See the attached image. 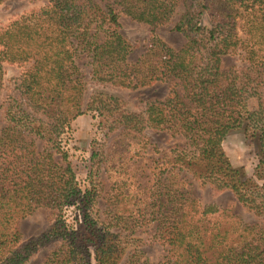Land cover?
Instances as JSON below:
<instances>
[{"label":"trees","instance_id":"16d2710c","mask_svg":"<svg viewBox=\"0 0 264 264\" xmlns=\"http://www.w3.org/2000/svg\"><path fill=\"white\" fill-rule=\"evenodd\" d=\"M178 1L48 0L0 26V91L4 63L21 68L16 94L3 102L0 147L19 145L26 160H34L22 178L0 184V264H26L48 244L54 247L43 264H120L124 240L115 226L135 231L152 223L166 252L156 264H264V0H182L174 29L185 37L183 45L176 49L154 36L129 61L131 43L117 29L120 14L153 30L172 18ZM211 6L213 23L201 25L202 10ZM231 56L240 63L223 67ZM82 64L97 83L137 88L160 81L168 92L138 112L100 90L84 101ZM88 111L105 121L107 132L92 148L80 184L65 145L71 121ZM115 129L132 134L135 154L148 144L149 130L184 142L168 147L143 192H136L134 176L128 207L125 185L132 181H118L124 187L112 196L121 211L106 224L96 212L98 174ZM234 129L258 142L252 175L232 166L222 147ZM187 176L230 192L255 221L202 204ZM40 207L50 210L48 226L23 239L19 221ZM139 256L136 247L125 264H149Z\"/></svg>","mask_w":264,"mask_h":264},{"label":"rangeland","instance_id":"374dc122","mask_svg":"<svg viewBox=\"0 0 264 264\" xmlns=\"http://www.w3.org/2000/svg\"><path fill=\"white\" fill-rule=\"evenodd\" d=\"M48 0H0V26H3L13 20L16 16L24 14L30 10L39 9L45 6ZM215 6L202 10L200 15L201 25L210 27L213 18L210 15ZM184 11L182 0H179L172 18L166 23L152 28L143 22L131 19L125 14H120L117 29L131 43V51L128 54V60L134 61L150 44L155 36L173 48H180L185 42L182 33L174 29L176 21ZM213 16V18H212ZM86 61L80 60V63ZM239 64L237 56L225 57L222 66L227 67L231 64ZM82 70L86 79L89 78V67L82 64ZM21 68L4 63L3 86L0 91V127L4 121L3 102L9 95L16 94L15 85L20 75ZM100 90L123 99L124 107L132 111H140L144 108L148 100L163 98L167 92V84L156 81L147 86L137 88H128L115 86L110 83H100L94 80H87L84 101L94 91ZM68 132L69 139L65 145L68 149V158L76 172L80 184L86 183L88 171L90 168V154L93 147H99L97 141L102 140L107 132L105 121L92 111L78 115L70 123ZM113 139L109 141L107 154L104 156V163L101 164L99 178L102 180L101 190L96 201L97 216L104 220L106 224L112 222L114 213L121 211V201H115L113 194L122 185L124 180H131V183L125 185L130 190L128 202L123 206L134 203V176L137 181L136 192L145 185H150L154 173L161 168L163 156L168 153V147L173 144H182L184 142L181 136H170L165 131H147L148 144L140 152L135 154L134 137L128 131L124 133L115 129L110 132ZM224 152L236 168H241L246 175H252L253 168L257 163L259 146L256 139H250L245 136L242 129H234L228 132L222 141ZM40 144L38 143V150ZM58 158V156H54ZM34 160L27 161L24 150L19 145L0 147V184H10L22 178L26 170L33 164ZM191 182V188L194 194L200 199L202 204L213 203L217 207L226 208L233 214L240 216L247 222L255 221L252 211L241 205L236 198L228 191L217 192L209 183L192 179L187 176ZM118 181H121L118 183ZM118 183L114 186V183ZM113 201V202H112ZM72 209V208H70ZM69 209V210H70ZM128 213V212H125ZM50 222V212L48 209H39L31 216L20 220L18 227L22 233L23 239L41 233ZM122 225V224H121ZM122 226H115L116 230L122 231L124 240V253L120 264H125L129 256L134 253V248L140 249V261L144 260L149 264H156L162 260L165 255L164 246L154 237V223L148 225L144 230L134 228L129 230L120 229ZM76 233L83 236H91L88 230L75 227ZM138 237L139 241H134ZM53 244L42 247L33 254L26 264H43L46 255L53 249Z\"/></svg>","mask_w":264,"mask_h":264},{"label":"crops","instance_id":"0c3cea01","mask_svg":"<svg viewBox=\"0 0 264 264\" xmlns=\"http://www.w3.org/2000/svg\"><path fill=\"white\" fill-rule=\"evenodd\" d=\"M42 208H44L45 209V207H40V208H37L34 212H32L31 214H33V213H35L37 210H39V209H42ZM46 209H48V208H46ZM48 211L50 212V210L48 209ZM31 214L30 215H28V216H26V217H24V218H22L21 220H23V219H25V218H27V217H29V216H31Z\"/></svg>","mask_w":264,"mask_h":264}]
</instances>
